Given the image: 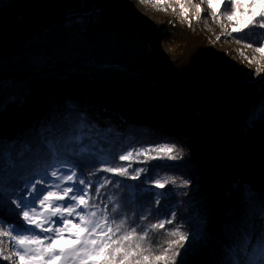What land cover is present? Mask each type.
Listing matches in <instances>:
<instances>
[{"label": "snow or ice", "instance_id": "6c2138e0", "mask_svg": "<svg viewBox=\"0 0 264 264\" xmlns=\"http://www.w3.org/2000/svg\"><path fill=\"white\" fill-rule=\"evenodd\" d=\"M177 2L181 19H186L191 28L192 19L199 21L203 9L191 0ZM206 3L214 21L230 22L225 39L232 38L254 49L261 59L255 55L248 57L242 49L240 55L249 64L260 65L264 59V0H206ZM262 72L264 68L258 66L255 72L242 73L245 84L255 88L259 95L258 109L251 110L245 118L249 127L256 122L257 112L264 122ZM75 108V105L66 106L65 112ZM75 116L70 132L56 135L54 124L44 130L49 133L47 137L38 130V144L0 138V261L9 264H189V257L206 237V225L195 201H190L191 214L183 218V209L173 200L175 192L168 188L178 184L187 187L190 181L161 175L166 169L181 167L167 163L182 159L176 145L132 147L115 153L110 151L112 146L107 137L88 124L83 112H76ZM86 127L97 131L95 141L90 135L85 136ZM153 160L160 163L147 167ZM90 164L99 166L85 173L83 167ZM133 164L145 166L133 168ZM142 175L144 180L140 184H127V180L138 181ZM121 189L128 190L123 196L124 203L117 191ZM155 189L161 191L154 192ZM238 190L246 205V215L242 227L227 245L222 264H264V199L256 203L251 189L238 186ZM145 194L157 205L156 222H148L151 210L138 217L135 210L132 216L126 210L127 205ZM162 199L164 205L160 207ZM178 209L182 217L179 224L176 223ZM186 226L191 230L185 231Z\"/></svg>", "mask_w": 264, "mask_h": 264}, {"label": "rangeland", "instance_id": "374dc122", "mask_svg": "<svg viewBox=\"0 0 264 264\" xmlns=\"http://www.w3.org/2000/svg\"><path fill=\"white\" fill-rule=\"evenodd\" d=\"M49 1L50 0H0V66L5 67L4 69L1 68V77L3 76V78L5 79H1L4 80V82L1 83L0 86V104H2L4 100L7 102V100L13 99L11 98V95H14L15 91L13 83L19 82L20 78L22 77L15 76L14 74L16 73L7 70L9 69V67H11V65H9V61L12 60V58H16L18 56L22 57V54L18 53L21 52V50L19 49V46H17L20 43L21 36L30 33V31L34 27V21L37 19V17L42 18L41 21H44L43 24H48L50 22L48 21V19L50 18L46 17L45 14H49V11H56H42L41 15H38V13L41 12L39 11L41 8H47L53 5V0L52 5H50ZM104 2L105 9L103 11H100V14L99 16H97V18L91 17L90 12L88 13V16H90L91 18L88 16L78 17L71 21V19H73L72 14V16L68 15L67 21L61 23L56 28H48L46 29L47 32L42 28L43 33H36L35 36H39V39H41L43 36L45 38L47 36H50V38L54 42H57V40L59 39L62 40V37L65 35L69 37V40L65 42L67 45L62 43L63 45L60 44L59 49L57 48L58 50L53 48V50H51L47 54L45 53L48 51H42L41 56H43L44 59H50L54 56H60L62 60L67 59L71 62H73L75 58L81 59V68L83 70H87L91 68V66L101 68L100 70L108 69L106 72L111 74V78L114 79V81H112V85H119V87L121 86V88L123 87L125 89H134L133 91H135L134 93L138 97L140 95H149L157 99L163 98L164 100L174 103L182 109L176 110L174 115L179 116L180 119L184 121L186 127H194L195 122L191 117L190 110L193 108H198L197 105L192 104L191 101L187 99V96H189L190 94L185 93V89L188 87V84L185 82L187 81V79H185V83L183 84V78L181 77L180 79L179 77H168L165 75L163 76L161 74V67H167V63H170V60H166L164 57L158 55L160 52L164 55H172L177 51L176 44H172V47L169 49L167 46L168 44L166 45L162 40L163 31L165 30V28H159L160 26H164L165 24H175V22H178L182 25L187 26V28L189 29L188 21L186 19H181L180 7L177 0H161V2L159 3H157V0H147V2H142V0H104ZM191 2L194 4H199L203 9V13L206 14L205 18H207V20H202L201 17L199 21L194 18L192 19V27L190 28V31L195 33V31H198L202 28L203 33L202 36L199 37L201 38V44L203 45V47L200 51L195 50V54L192 53L194 57L191 68L198 69L202 67L205 74L220 75L222 80H217L215 84L218 85L213 86L212 90L210 91V97L215 100L213 104H216L214 108L208 107L210 114L216 117V111L218 112L219 109L227 110L228 114L230 115L229 117L233 119L231 126L236 132L235 139L232 138L230 140L231 145L237 144V146L240 148H248L247 154L249 155V158L252 157L251 159H255V161H250V159L245 155L247 160L250 161L248 162V164H246L244 160H242L243 157H245L244 155L233 157L231 154H229V150H225L226 146L222 138V136L224 137V135H222L221 133V124L217 119L215 121L217 129L214 127V122H212L213 124L211 123L209 126H202L200 130L198 129V131L194 133L195 136L194 134H192V136H184L185 138L182 139L183 142L181 141L175 143L173 140L164 142L175 144L178 151L182 154V159L176 161L177 165L181 167H177L174 171L169 172L168 176H175L177 178H183L190 181L187 187H182L178 184L177 186H174V189H181V193L179 196L183 201H185L184 211H188L190 208L192 209V204L190 203V201H195L196 206L201 209L205 219L207 236V232H209L208 229H212L213 222V214L209 216V212L213 209L215 210V208H222V205L224 203L220 191L216 190V182L221 181L224 175H227L230 172V170L232 169V165L234 164L243 165L245 169H247L246 167H251L252 164V166L256 165L257 168L254 166L256 170H258L259 167H261V169L264 168V122L260 121L259 114L257 113V119L253 126L249 127L245 124V118L250 114V111L253 110V107L251 108V105L253 104H251V102L246 103V101L255 98L253 100L254 102L256 99H259V95L256 89L251 87L253 93L251 92L249 93L251 95H246L244 97L245 92L247 91V88L249 86L245 84L242 74L243 72L248 71L255 72L258 66L264 68V59L261 60L260 65H257L255 63L249 64L247 60L241 57V49L246 53L248 57H252L255 55L257 59H261L260 54L255 53L254 49L246 48L243 44L236 43L232 38L225 39L224 34L227 31H230V22L226 19L222 20V23L214 21L210 16L211 10L208 8L206 0H191ZM173 8H175V11L172 10ZM177 15L179 20L175 21V17ZM58 21L59 19H57V22ZM118 22L122 23L126 27V31L128 32L120 39H115L117 38L116 36L113 37L115 40L112 43V51L106 56V49L104 55L100 57L103 60L102 63L99 62V64L95 62L94 59V56L98 57L101 55V50L91 56L92 58L87 56L82 57L81 54H77L73 50H70V47L68 45L73 46L76 44L75 46H77L81 44L80 46L88 48V50L90 46L95 45V43L99 41L105 43L106 45H110V31L108 30H112V33L117 35V28H121L120 26H118ZM209 25L211 26V28H209ZM195 26L197 27L194 30ZM211 29H214L215 32ZM33 31L34 30H32L31 33H33ZM148 34H152V40H146L145 37ZM218 35L220 36V39H217ZM180 37H182V35H179V38ZM202 37H204V40H202ZM95 39L96 41L94 42L93 40ZM113 55L118 56V61L120 62L116 60L117 58H110V56L113 57ZM134 55H137V58L131 60L130 57H133ZM61 58L58 57L57 59L61 60ZM122 58H125V60L123 61ZM132 62H135L136 65L133 66ZM107 63L110 67L102 69L105 68L103 67V64ZM114 69H117L120 72H117ZM81 70L77 76H79V80L85 81L79 82L80 84H89V81H92L94 84L97 83L99 79L97 76L94 79L81 78V75H83L81 73ZM97 74L103 75L104 72L102 74ZM118 74L124 76L127 80L121 79L119 76H117ZM261 74L264 75V72H262ZM51 80L55 82L56 79ZM115 80L117 81V83ZM121 81L126 82L124 83ZM221 82H223V84ZM225 84H228L227 87L225 86ZM56 85L58 86L59 84ZM201 88L203 87H199V92ZM227 88L229 89L227 90ZM50 89L52 90V92L48 87L43 91V93L52 94L53 92H57V94H61L65 92L62 89L59 90L58 87H51ZM225 91L226 93L228 91H231V93H234L235 95H237V93L238 95H242L241 98L245 102H242V99L239 100H242L241 102H238L237 100L234 103H230L234 99L228 102L225 95L221 98L218 94L225 93ZM115 94L116 93L114 92H110L109 95L111 97L107 99L112 101ZM199 96L200 98H203L201 93L199 94ZM140 97L143 98L142 96ZM200 98L198 101L199 106H201ZM19 99V102L22 104L24 100L21 96V93H19ZM27 99L28 104L30 98L28 97ZM36 99L37 100L33 102L34 105H29L25 111H28L31 108L30 110L32 112H37L36 109L40 107L39 100H41V97H36ZM46 100L48 102H53L54 98L50 95V97ZM145 102L150 107H153L152 105H154L151 101ZM129 110L134 111L135 113L130 114L128 121L130 123L138 124L142 123V121H139V116L141 115L150 118L151 116L153 117L156 114L162 113L161 111L158 113H155L153 111L151 113L148 111H146L145 113H139L132 109ZM82 112L85 111L83 110ZM102 115L103 117L107 115L113 116L109 112H102ZM122 117L123 115H120L119 119L121 120ZM0 120H2V118ZM121 122L123 121L121 120ZM20 123L23 125V120H20ZM123 123L126 124V122ZM98 124L100 127L106 129L104 131H110L109 126L103 125L102 122ZM166 124L169 125L170 122H166ZM242 125L243 127H245L244 130ZM159 126V124L155 125L154 127H152V129L156 130ZM234 140H236V142H234ZM245 141L247 142V144H245ZM219 143L222 145L221 148H219L222 151L219 157H217L216 159H212L209 156L204 157V150H206V145L217 148L218 146H220ZM155 144L157 143H153L152 145ZM167 163H174V161H168ZM214 171L215 175L212 174ZM208 174H211V177H209V179L207 178ZM207 179L210 180V190L213 193L211 192L208 196L205 197L204 200H200L201 197L198 195L199 192L203 190L207 193L209 192V189L205 187V183L208 181ZM240 179L241 178L234 179L232 180V182L234 183L236 181H239ZM229 184V186L233 187V184ZM213 188H215V190ZM261 188L262 192L260 193L259 190L258 194L255 196L256 203H258L261 199H264V182L262 183ZM245 215L246 212H240V214L236 216V220L233 223L235 231H237L238 228L242 227L241 220H243ZM180 221L181 219L179 218V213L177 212L176 223L179 224ZM184 230L190 231V226H186ZM153 237L155 238V235ZM207 241H209L208 238H205L203 241H201L200 244L197 245L196 248H200L201 250L195 256V259L192 258L191 260H189V264H192V262L199 260L200 256L204 254L206 255L207 252L210 251L208 250L210 247L208 245L209 242L207 243ZM182 252L183 250H181V253ZM0 264H9V262L0 261ZM211 264L214 263L211 262Z\"/></svg>", "mask_w": 264, "mask_h": 264}, {"label": "trees", "instance_id": "16d2710c", "mask_svg": "<svg viewBox=\"0 0 264 264\" xmlns=\"http://www.w3.org/2000/svg\"><path fill=\"white\" fill-rule=\"evenodd\" d=\"M181 2H185V0H180ZM50 5H52V0L49 1ZM104 0H53V8L47 7V8H41L38 13V15H41L42 11L47 10H56L54 12L49 11V14H45L46 17L50 18L48 21H50L48 24H43L41 21L42 18L37 17V19L34 21V27L32 28L33 33L24 34L25 40H20V43L17 45L19 46V49L21 50V54L23 57L21 58L23 62H21V65H26V60L28 58H42L41 52L42 51H48L45 54L49 53L51 50L56 49L58 50L60 47V44L67 45L65 42L69 40V37L67 35L62 37V40H57V42H54L50 36H47L46 38L42 37L39 39V36H35L36 33L42 32L48 28H56L58 25H60L65 19H67L68 15L72 16L73 19L78 17H85L88 16V13L91 12V17L99 16L100 11H103L104 8ZM222 10V9H221ZM57 12V13H56ZM97 12V13H96ZM205 13H202V20H207L205 18ZM90 17V16H88ZM90 17V18H91ZM57 19L59 21L57 22ZM179 20L178 15L175 17V21ZM119 23V22H118ZM118 26L121 28H124L126 30V27L119 23ZM27 27V26H26ZM192 27V26H191ZM197 26H195L194 30ZM25 28V27H24ZM159 28H165L163 31L162 40L165 42V44L170 49L172 47V44L177 45V51L173 53L171 56L163 53H159L158 55L161 57H164L166 60H170V63H167V67H161V74L164 76H170V77H181L183 78L182 83L185 82L188 84V87L185 89V93L189 94L187 96V99L191 101L192 104L197 105L198 109H191L190 114L192 119L195 122L194 127H186L183 120L180 119L179 116L174 115L176 110H182L181 107L175 105L174 103L164 100L163 98H154L153 96H147V95H140L136 96L134 89H125L119 87V85H112L113 79L111 78V74L106 72L107 70H101L100 72H104L102 76H104L102 79H99L96 84H99V89H96L91 84H80L79 82L85 81V80H79L75 82V87L72 88L73 91L80 92L77 93L76 96L70 95L71 93H61L56 96L50 93H41L40 95L41 100H39L40 107L36 109V113L30 111H25L23 114L20 115L16 114L15 112H11L7 118H2L0 120V138H6L9 141H20L21 143L23 141H31L33 144L39 143V137L37 136V131L39 130L44 136H48L49 133L47 131H44L48 128L49 124H54L56 131L54 134L56 135H62L66 132H70L75 124L76 112H83L85 118L88 121V124L92 126V128L96 129L98 132L103 133L108 140V143L111 144L110 151H113L115 153H119L124 149L128 148H139L142 146H148L152 145L153 143L161 144L165 141H174L175 143L181 142L184 136L190 135L196 133L198 129L200 130L202 126H209L212 122H214V127H216V119L221 124V133L224 135L222 136L224 140V144L226 146L225 150H229V154H231L233 157H236L238 155H246L249 158V155L247 154L248 148L238 147L237 144L234 145L230 143V140L232 138L235 139L236 132L234 131V128L231 126L232 118L229 117L228 111L225 109H219L218 112L216 111V117L210 114V111L208 107H215L216 104H213L215 100L211 98V90L213 86H217L218 84H215V82L219 79H221L220 75L216 74H205L203 71L204 69L202 67L198 69H192L191 64L193 62V54L196 52L195 50H201L203 45L201 44V38L199 36H202V28L198 31L191 32L190 28L188 29L187 26L182 25L178 22H175V24L170 25H162ZM209 28L211 26L209 25ZM214 31V29H211ZM215 32V31H214ZM43 33V32H42ZM183 33V34H182ZM42 35V34H41ZM121 35H115L117 38L120 39ZM179 35H182V37L179 38ZM234 36L236 34H233ZM112 34H110L109 38V44L113 43L115 40ZM152 34H148L145 38L146 40H152ZM47 39V40H46ZM91 39V38H90ZM202 40H204V37H202ZM48 41V42H47ZM83 41V40H82ZM94 42L96 41L93 40ZM63 43V44H62ZM101 43V41L95 43V45L90 46L89 50L88 48H85L80 45H73L70 46V50H73L77 54H81L82 57H91V53L95 52L96 46ZM103 43V42H102ZM16 46V47H17ZM95 46V48H94ZM58 48V49H57ZM92 48V49H91ZM206 48V47H205ZM67 52V51H66ZM105 51L100 52L101 55L98 57L94 56L95 62H103L102 55H104ZM170 52V51H169ZM195 54V53H194ZM94 55V54H93ZM204 56V55H203ZM64 57V56H63ZM169 57V58H168ZM92 58V57H91ZM117 58V59H116ZM118 56L113 55V59H116L118 61ZM47 60V58H45ZM55 62V59L53 60ZM63 63L71 62L62 60ZM120 62V61H118ZM48 63V62H47ZM73 63L75 65L71 68V72H80L82 69V62L81 59H74ZM117 63V62H116ZM100 64V63H99ZM114 65V64H113ZM49 67V65H46ZM159 67V68H160ZM45 68V66H44ZM101 68H97L96 70L91 66L90 70L92 74L99 73V70ZM88 70V69H87ZM86 72H89L87 71ZM84 71L83 69L81 70ZM21 76V75H20ZM118 76V75H117ZM121 79H126L124 76H119ZM188 77V78H186ZM180 78V79H181ZM5 79L0 77V84L4 82ZM9 79V78H6ZM107 79V80H105ZM187 79V81H185ZM127 80V79H126ZM222 80V79H221ZM111 81V82H110ZM116 81V80H115ZM185 81V82H184ZM90 82V81H89ZM92 82V81H91ZM126 82V81H121ZM117 83V81H116ZM223 84V82H221ZM36 84V83H35ZM221 84V85H222ZM228 84H225L227 87ZM238 86V83H237ZM199 87H203L200 89ZM193 88V90H192ZM26 89H31L30 86H26ZM229 88H227L228 90ZM226 90V91H227ZM241 90V89H240ZM225 91V93H226ZM110 92L116 93L114 98L111 100L107 99L111 97L109 95ZM229 92V93H228ZM225 93H218L220 97L222 98L224 95L226 97V100L230 103H234L238 100V102H241L243 99L241 98L242 95H235L234 93H231V91H228ZM252 92L251 87L247 88V91L245 92V95H251L249 93ZM137 93V92H136ZM202 94L203 98H200L199 94ZM253 93V92H252ZM80 94V95H79ZM50 95H53L54 101L51 102V104L46 100L50 97ZM154 98V99H153ZM199 98L201 100V106H199L198 101ZM141 99V100H140ZM242 99L241 101H239ZM252 98L249 101H246V103L251 102V108L253 107L258 109L259 107V99ZM144 100V101H143ZM145 101H151L154 105L153 107H150ZM145 102V103H144ZM242 102H245L244 100ZM190 103V102H189ZM257 103V104H256ZM115 104V105H114ZM203 104V105H202ZM54 105V106H53ZM69 105H75L76 108L71 112H65L66 106ZM148 107V108H147ZM129 109L135 110L139 113H145L148 112H162L160 114H156L153 117L150 118L146 116H139V121H142L141 124L138 123H130L128 121L130 114H134V111H131ZM239 109V108H238ZM240 111V110H239ZM102 112H109L111 115H107L103 117ZM258 113V112H257ZM123 115L121 120L119 119V116ZM20 120H23L24 124L22 125L20 123ZM102 122L103 125L109 126V132L104 131L103 127H100L98 123ZM144 122H146L144 124ZM166 122H170L169 125L166 124ZM234 122V121H233ZM162 123V124H160ZM178 123V124H177ZM160 125L156 130L152 129L155 125ZM213 124V123H212ZM184 125V126H183ZM235 125V124H234ZM243 127V125H242ZM245 127H243L244 130ZM246 130V129H245ZM85 136L88 135L91 136L93 141L96 139L97 131H90L89 128L83 129ZM212 131V130H211ZM111 133V135H109ZM245 133V131H244ZM216 134V133H214ZM198 135V134H197ZM195 136V134H194ZM237 140V139H236ZM234 140V142H236ZM183 142V141H182ZM246 142V141H245ZM171 144V143H170ZM220 144V143H219ZM247 144V142L245 143ZM221 144L217 148L210 147L209 145H206L205 156H209L212 159H216L221 154ZM243 157L242 160L246 164L250 161H255V159H250V161L247 160V158ZM254 158V157H253ZM120 163H127V162H120ZM160 163V161L153 160L150 161L147 165V167L151 168L153 164ZM177 165V162L174 161V163H169ZM252 164V162H251ZM253 165V164H252ZM246 167L244 168L243 165H232V169L227 175H224L221 181L216 182V190L220 191L221 197L223 198V205L222 208H215V210H211L209 212V216L213 214V222H212V229H208L209 232L208 235L205 238H208L209 241H207L209 245V252L204 256H200L199 260L192 262V264H211L213 262L214 264H222V261L225 259V251L227 248V245L232 241L234 235L236 234L234 222L236 220V216L240 214V212H246V205L242 201L240 191L238 190V186L240 188H249L253 191L255 196L258 194V191L260 190V193L262 192V183L264 182V168L261 169V167L256 170L254 166ZM98 164H90L85 165L83 167V171L85 173L89 171H94L96 167H98ZM145 165L142 164H133V168L136 167H142ZM243 166V167H242ZM257 168V167H256ZM174 169H166L164 170L161 175H168L169 172L174 171ZM184 170V169H183ZM215 175V171L212 173ZM100 175H104V173H100ZM110 175V174H109ZM211 177V174L207 175V178L209 179ZM254 177V178H252ZM241 178L239 181L232 182L234 179ZM96 177H93V180H95ZM123 179V178H121ZM207 179V180H208ZM144 180V176L142 175L140 177V180L133 181V180H127V184L129 185H138L141 183V181ZM233 184V187L229 186ZM205 187L209 189V192H205L204 190L199 192L198 195L201 197L200 200H204L206 196H208L212 191L210 190V180H208L205 183ZM111 189V186H109ZM168 188H173L175 195L173 197L174 202H179L181 205V209H183V218H187L188 215L191 214L192 209L190 208L188 211H184V204L185 201L182 200V198L179 196L181 193V189L175 190L174 186L169 185ZM215 190V188H213ZM167 189H165L166 191ZM120 192L121 195V203H124L123 196L127 195L128 190L127 189H121L117 190ZM155 191H161L159 189H155ZM213 193V192H212ZM213 196V195H212ZM190 204V203H189ZM164 201L161 200L160 207H163ZM191 206V205H190ZM157 205L155 204V201L148 195L145 194L143 198H138L137 201L133 204L127 205L126 210L128 211V215L132 216L133 211L135 210L137 217L143 213L151 210L152 214L149 215L148 222H156L159 218L155 214V209ZM183 207V208H182ZM179 213V218L181 217L180 209L177 210ZM213 212V213H212ZM243 220H241L242 222ZM210 226V225H209ZM166 227L171 228L172 225H166ZM209 228V227H208ZM241 228V227H240ZM238 228V229H240ZM257 228H259V223H257ZM210 234H211V244H210ZM157 240V237H152L153 243H155ZM65 246H67V242H65ZM198 249V250H197ZM200 248H195L194 253L192 256L189 257V260L192 258L195 259L198 252H200ZM183 254V252H182ZM194 256V257H193ZM198 258V256H197ZM179 264V262H178Z\"/></svg>", "mask_w": 264, "mask_h": 264}, {"label": "water", "instance_id": "95a60500", "mask_svg": "<svg viewBox=\"0 0 264 264\" xmlns=\"http://www.w3.org/2000/svg\"><path fill=\"white\" fill-rule=\"evenodd\" d=\"M19 53V52H18ZM44 60V58H43ZM66 61H68L66 59ZM48 62V63H47ZM47 62L45 63V65H49V68L47 70H41V68H44V66L42 65V59L39 58H28L26 60V65L25 68L24 67H20L18 68L15 64L11 65V67H9V69H7L8 71H13L14 73H16V76H22L19 80V84L21 86H30L29 84H31V91L29 92L30 97H33V100L31 102H22V104L19 102V95L17 97V92H14V95H11V98H13L12 100H7V102L4 100L2 104H0V117L1 118H7V116L11 113V112H15L16 109L20 110V114L24 113L26 108H28V106H32L33 102H35L36 97H40L39 94V88L36 86L35 82L32 81L33 78H36L37 76L43 78V77H47L50 79H57V78H61L62 80H66V81H72V82H76L78 81L80 78L79 76H77L80 72H71V68L75 65V63L73 62H67V63H61L59 65H55L53 64V62L50 59H47ZM50 63V64H49ZM95 70L97 69V67L92 66ZM103 67L105 68H109L110 66L107 64H103ZM1 68L4 69L5 67H1L0 66V77H1ZM18 68V69H17ZM7 72V71H6ZM4 73V72H2ZM81 73L83 75H81L83 79H94L96 78V76L99 79H102L104 76L102 75H98L96 74H91L90 76H88V72H86V70H84L83 72L81 71ZM59 76V77H58ZM69 78V79H66ZM105 78V77H104ZM98 79V80H99ZM114 81V79H113ZM18 93H21L20 91H18ZM21 96H23V93H21ZM26 100L28 97L23 96ZM0 118V119H1Z\"/></svg>", "mask_w": 264, "mask_h": 264}, {"label": "bare ground", "instance_id": "6f19581e", "mask_svg": "<svg viewBox=\"0 0 264 264\" xmlns=\"http://www.w3.org/2000/svg\"><path fill=\"white\" fill-rule=\"evenodd\" d=\"M65 21H67V19H65L63 22H65ZM62 22V23H63ZM109 24V23H108ZM108 31H110V34H112L113 36H115V34H113L112 33V30H108ZM117 31H118V34L117 35H121V34H127V32L128 31H126L124 28H123V30H121V29H119V28H117ZM116 35V36H117ZM26 38L24 37V35H22L21 36V40H25ZM94 48H95V46H94ZM92 49V48H91ZM106 49H107V51H106ZM101 50V52L102 51H106L105 52V54H106V56L108 55V54H110L111 53V51H112V43H110V45H106L105 43H100V44H98L97 46H96V48H95V52L93 53H91V55L93 56V54H95L96 52H99ZM20 53V52H19ZM21 54V53H20ZM23 54V53H22ZM22 57H23V55H22ZM61 58L60 56H54V57H51L50 58V60L53 62V64H55L56 66L57 65H59V64H61V63H63L62 62V58H61V60H58L57 58ZM110 58H113L112 56H110ZM137 58V55H134L133 57H130V59L132 60V59H136ZM42 59V58H41ZM55 59V62L53 61ZM122 60L124 61L125 60V58H122ZM20 62H23V60L22 59H20ZM42 65L41 66H45V68H41V70H47L49 67H47L46 65H45V62H44V60L42 59ZM132 65L134 66V65H136V63L135 62H132ZM102 69H106V68H102ZM112 69V68H111ZM90 70V68L87 70V71H89ZM107 70V69H106ZM114 70H116L117 72L119 71V70H117V69H114ZM101 70H99V74H102V72H100ZM120 72V71H119ZM92 73H91V71H89L88 72V76H90ZM15 76H16V74H14ZM118 76H121V75H119L118 74ZM59 77V76H58ZM32 81L33 82H36L35 81V78H33L32 79ZM56 84H59L58 86L56 85ZM89 84H91V85H93L94 83L92 82H89ZM29 85H31V84H29ZM0 86H1V84H0ZM36 86L39 88V93H43V91L46 89V88H48L49 87V90L52 92V90L50 89L51 87H53V88H59V90L60 89H62V90H64L65 91V93H71L70 95H72V96H78L77 95V93H80V92H76V91H73L72 90V88L73 87H75V82H72V81H64V80H62L61 78H57L56 80H55V82H53V80H47V85H41L40 83H36ZM51 86V87H50ZM96 89H99V84H94L93 85ZM13 87H14V90L17 92V97H18V95H19V93H18V91H20L21 93H23V96H26V97H29L30 96V94H29V92H32L30 89L29 90H27L26 89V87L25 86H21L18 82H14L13 83ZM14 91V92H15ZM54 96H56V95H58L57 94V92H53L52 93ZM39 95H42V94H39ZM53 95H51V96H53ZM80 95V94H79ZM22 96V97H23ZM24 100V101H23ZM23 102H27V100L23 97ZM33 100V98H31L30 97V100H29V102H31ZM50 104H51V102H49ZM34 105V104H33ZM54 106V105H53ZM148 108V107H147ZM21 111L20 110H18V109H16V111H15V113L16 114H19ZM21 114H23V113H21ZM20 114V115H21ZM146 122H144V124H145ZM237 232V231H236Z\"/></svg>", "mask_w": 264, "mask_h": 264}, {"label": "built area", "instance_id": "2783aa9c", "mask_svg": "<svg viewBox=\"0 0 264 264\" xmlns=\"http://www.w3.org/2000/svg\"><path fill=\"white\" fill-rule=\"evenodd\" d=\"M119 29H121V30H123V28H119ZM117 33H118V31H117ZM22 57H20V56H18V57H16V58H12V60H10L9 61V65H16L18 68H20V67H24L25 68V64H23V65H21V62H20V59H21ZM44 62L46 63L47 62V60L46 59H44ZM8 65V66H9ZM17 68V69H18Z\"/></svg>", "mask_w": 264, "mask_h": 264}, {"label": "clouds", "instance_id": "9594fccd", "mask_svg": "<svg viewBox=\"0 0 264 264\" xmlns=\"http://www.w3.org/2000/svg\"><path fill=\"white\" fill-rule=\"evenodd\" d=\"M35 79H38V80H35L36 82L35 83H40L41 85H47V80H51L50 78H47V77H39L37 76Z\"/></svg>", "mask_w": 264, "mask_h": 264}]
</instances>
